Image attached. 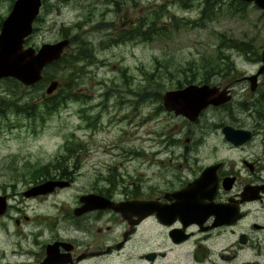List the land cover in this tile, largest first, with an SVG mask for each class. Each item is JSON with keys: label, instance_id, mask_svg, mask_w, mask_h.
Masks as SVG:
<instances>
[{"label": "rangeland", "instance_id": "374dc122", "mask_svg": "<svg viewBox=\"0 0 264 264\" xmlns=\"http://www.w3.org/2000/svg\"><path fill=\"white\" fill-rule=\"evenodd\" d=\"M13 1L0 0V26ZM243 2L223 0L218 10L200 19L203 0H42L24 46L37 49L64 35L70 43L64 60L47 67L39 82L27 85L11 76L0 77V194L15 189L20 196L24 186L55 172L56 157L68 154V140L74 154L59 166L71 170L75 180L60 196L105 184L103 178L111 170L146 172L153 139L163 131L184 136L186 128L180 116L163 112L157 90L173 88L175 79L192 75L195 81L226 83L256 72L261 64L264 11ZM150 24L159 28L151 29ZM131 28L143 34L115 41L119 33L127 37L123 31ZM234 40L249 43L259 57L239 50ZM89 50L90 57L75 60V55L87 56ZM223 54L232 62L231 70L220 59ZM50 78L59 86L47 95ZM258 81L254 91L248 80L232 82V102L219 112L223 120L232 121L225 110H236L242 124L254 126L252 146L259 152L264 142V76ZM59 93L68 96L59 102ZM53 102L55 107H50ZM224 152L219 146L214 158ZM41 168L48 169L46 176L43 169L37 173ZM26 203L28 211L44 208L38 198Z\"/></svg>", "mask_w": 264, "mask_h": 264}, {"label": "flooded vegetation", "instance_id": "af4514ba", "mask_svg": "<svg viewBox=\"0 0 264 264\" xmlns=\"http://www.w3.org/2000/svg\"><path fill=\"white\" fill-rule=\"evenodd\" d=\"M245 75L226 83L175 79L173 88L157 90L163 112L180 116L186 128L184 136L163 131L153 139L146 172L111 170L105 184L64 197L61 193L74 187L75 178L59 166L60 154L55 172L43 170L47 178L24 186L20 196L15 189L5 192L0 264H264V136L261 151H253L256 128L242 124L236 110H225L232 121L219 112L232 102V82H246ZM189 83L228 87L231 97L209 104L195 119L167 109L165 91ZM225 125L247 129L251 136L237 143L224 135ZM68 141L67 156L62 153L66 161L74 154ZM219 146L226 152L214 158ZM49 179L67 184L25 193ZM88 194L99 195L102 206L88 207L95 203L82 199ZM33 198L44 208L28 211L26 199Z\"/></svg>", "mask_w": 264, "mask_h": 264}, {"label": "water", "instance_id": "95a60500", "mask_svg": "<svg viewBox=\"0 0 264 264\" xmlns=\"http://www.w3.org/2000/svg\"><path fill=\"white\" fill-rule=\"evenodd\" d=\"M253 2L264 11V0H244ZM41 0H14L9 13L3 18L0 26V77L11 76L24 84L30 85L42 78V70L48 63L58 59L69 44V38H60L54 42H43L37 49L24 46L25 37L33 30ZM264 74V42L261 50V64L256 72L246 74L251 90L257 87L258 76ZM58 85L52 79L46 86V93L50 94ZM231 97L228 87L219 88L208 83H189L182 88L166 90L163 102L167 109H174L176 113L195 119L198 113L209 104L219 105ZM1 104V103H0ZM223 133L235 142H241L251 136L247 129L234 128L230 125L223 127ZM66 182L49 179L34 185L25 193L37 194L48 191L55 185ZM67 184V183H66ZM91 206L102 204V198L97 194H88L82 198ZM5 195H0V212L5 209ZM102 206V205H101Z\"/></svg>", "mask_w": 264, "mask_h": 264}, {"label": "trees", "instance_id": "16d2710c", "mask_svg": "<svg viewBox=\"0 0 264 264\" xmlns=\"http://www.w3.org/2000/svg\"><path fill=\"white\" fill-rule=\"evenodd\" d=\"M203 1H204V6L201 9V17H200V19L205 18V16L208 15L210 12H212L214 10H218L219 7H220V5H221V2L223 0H203ZM238 1L241 2V3H243V4L245 3V2H243L241 0H238ZM150 28L156 30L159 27H156L154 24H150ZM123 34L124 35H127V37L126 36H123L122 34L119 33V34H117L115 36V41H121V40H124V39H127V38H131V37H133L136 34H140L141 35V34H143V30L142 29L131 28V29H128L127 31H123ZM69 40H70V38H69ZM232 45L238 47V49L241 50V51H243V52H251V51H253V53L256 56L259 57V55H260L259 54L260 52L253 50L254 48H252V46L249 43H246V42H238V41H235L234 40ZM83 47L86 48V49H90V46H87L86 44ZM82 49L83 48L80 47V51ZM79 52H77V53L80 54ZM64 53L65 52L63 51V53L61 54V56L58 59H56V60L52 61L51 63H49L46 66V68L47 67H50L52 65L58 66L64 60V58H65V56H64L65 54ZM90 55H91V53H90V50H89V53H88L87 56L75 55L74 58H75V60H80L81 61V60H84V58L90 57ZM223 55H224L223 57L220 56V59L224 61V64H226L227 69L230 68V70H231V64H232V62H230V60L228 59L227 55H225V54H223ZM65 62L69 64L70 63V60L69 61H65ZM46 68H45V70H46ZM219 71H221V73H222L224 71V69L221 68ZM194 79H195V77H187V78H184V81L185 82H191ZM204 79L207 80V78H204ZM58 83H59V81H58ZM59 96H60L59 102H61L68 95L67 94H63V93H59ZM19 100H20V98H19ZM257 100H261V97H259ZM55 103L56 102H53L52 104H49V106L50 107H53V106L55 107V105H56ZM68 144H69V141L66 142V145H68ZM63 157H65V156L63 154H61L60 158H58L59 164H61L64 161V159H62ZM53 163L50 162V164H53ZM42 169L44 170V168H41L40 170H38L37 173H41L42 172Z\"/></svg>", "mask_w": 264, "mask_h": 264}]
</instances>
